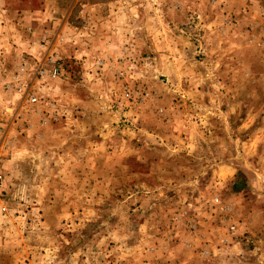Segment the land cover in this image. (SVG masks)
Segmentation results:
<instances>
[{"label":"rangeland","instance_id":"rangeland-1","mask_svg":"<svg viewBox=\"0 0 264 264\" xmlns=\"http://www.w3.org/2000/svg\"><path fill=\"white\" fill-rule=\"evenodd\" d=\"M0 264H264V0H0Z\"/></svg>","mask_w":264,"mask_h":264}]
</instances>
